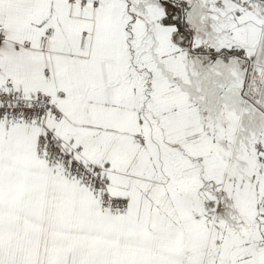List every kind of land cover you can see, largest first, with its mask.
Returning a JSON list of instances; mask_svg holds the SVG:
<instances>
[{"label":"snow or ice","instance_id":"obj_1","mask_svg":"<svg viewBox=\"0 0 264 264\" xmlns=\"http://www.w3.org/2000/svg\"><path fill=\"white\" fill-rule=\"evenodd\" d=\"M0 264H264V0H0Z\"/></svg>","mask_w":264,"mask_h":264}]
</instances>
